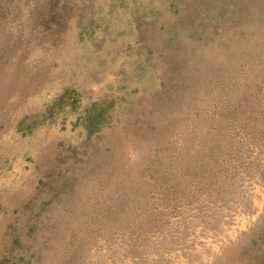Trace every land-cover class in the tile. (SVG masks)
<instances>
[{
	"label": "rangeland",
	"instance_id": "1",
	"mask_svg": "<svg viewBox=\"0 0 264 264\" xmlns=\"http://www.w3.org/2000/svg\"><path fill=\"white\" fill-rule=\"evenodd\" d=\"M0 264H264V0H0Z\"/></svg>",
	"mask_w": 264,
	"mask_h": 264
},
{
	"label": "trees",
	"instance_id": "2",
	"mask_svg": "<svg viewBox=\"0 0 264 264\" xmlns=\"http://www.w3.org/2000/svg\"><path fill=\"white\" fill-rule=\"evenodd\" d=\"M104 120V109L96 104L89 105L81 115L82 128L88 134L97 131L104 123Z\"/></svg>",
	"mask_w": 264,
	"mask_h": 264
}]
</instances>
